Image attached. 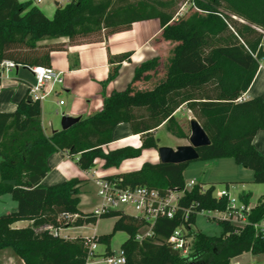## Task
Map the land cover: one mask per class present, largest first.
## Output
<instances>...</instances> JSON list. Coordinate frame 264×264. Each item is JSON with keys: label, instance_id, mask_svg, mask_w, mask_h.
I'll use <instances>...</instances> for the list:
<instances>
[{"label": "trees", "instance_id": "1", "mask_svg": "<svg viewBox=\"0 0 264 264\" xmlns=\"http://www.w3.org/2000/svg\"><path fill=\"white\" fill-rule=\"evenodd\" d=\"M177 0H73L56 4L52 18L32 0H0V62L11 60L23 66L51 65V53L68 44L97 41L108 34L128 30L138 21L157 18L158 38L173 43L165 57L147 59L135 66L132 80L122 90L103 93V106L66 130L46 135L41 121V103L28 92L11 112L0 110V196L12 195L17 208L0 214V250L11 249L24 264H87L91 243L110 249L112 234L125 231L122 243L125 264H230L245 252L264 253V235L254 224L264 220V195L251 207L243 224L218 219L222 231L194 234L192 251L182 255L167 243L180 224L179 217L159 218L154 237L134 240L145 221L113 210L100 216L79 208L82 179L74 177L51 185L42 183L50 171L49 157L67 152L77 165L88 170L95 160L103 167L119 168L146 149H158L155 133L163 123L179 138L188 134L175 117L185 105L200 122L211 143L197 149L199 160L231 158L253 171V181L264 183V155L253 139L264 127V100L241 99L251 85L264 57V0H189V9L175 18ZM132 51L109 55L110 71L104 85L114 80ZM1 83V79H0ZM144 84L146 87L140 88ZM128 123L139 134L141 145L106 148L117 125ZM189 162L144 161L137 170L106 177L122 178V184L144 186L162 195L182 191L178 204L191 211V222L202 210L224 211L227 197L213 196L215 185L199 182L185 187L184 171ZM251 193L239 197L248 203ZM64 214L77 215L63 218ZM180 215V213H178ZM116 217L113 233L92 237H62L45 225L59 228L96 224ZM27 220L30 225L14 227ZM94 255H96L94 253Z\"/></svg>", "mask_w": 264, "mask_h": 264}, {"label": "crops", "instance_id": "2", "mask_svg": "<svg viewBox=\"0 0 264 264\" xmlns=\"http://www.w3.org/2000/svg\"><path fill=\"white\" fill-rule=\"evenodd\" d=\"M52 1L53 0H51V3L54 5ZM43 2L44 0L35 5L43 11L47 17L52 18L56 6H53L50 13H46L40 5ZM161 31L160 20L154 18L135 22L130 29L108 34L97 41L72 45L67 43L68 39L65 37L43 41L66 43L63 50H55L51 53L50 66L56 71L63 72L64 82L56 88L55 94L41 103V121L45 134L50 135L53 131L61 130V120L58 126L54 123V115L59 111L58 108L64 106V109L61 110L62 115L81 117V119L86 118L102 108L103 93L109 94L113 90H122L126 88L134 76L136 65L155 56L161 58L165 57L173 43L158 38ZM124 51L133 52L131 60L124 61L121 64L119 74L114 80L102 85L101 82L107 79L110 71V64L108 61L109 55ZM9 72H15L23 84L20 85L18 81H15V78L10 77V75H8ZM9 72L3 76V72L0 71V110L5 112H11L16 109L17 103L27 92V85L34 80L32 73L26 67L19 66ZM139 87L144 88L146 85L140 84ZM253 97H261L264 100V57L260 61L259 69L251 85L242 95L241 99ZM59 101H63V104L59 105ZM51 104L54 106H51ZM179 113H181V116L188 115L190 119L192 118V112L185 105L179 107L175 111V117L180 123L178 117ZM164 124L165 123L161 126ZM180 125L183 127L181 123ZM188 143L187 138L178 137L176 146L186 145ZM253 144L264 155V127L255 135ZM125 145L139 147L141 145V139L139 134L132 133L128 123H121L114 129L112 142L109 143L108 148L113 149ZM170 147L173 148V146ZM158 159V150L146 149L140 157L125 160L119 168L105 169L103 167V160L97 159L94 167L83 170L77 165L75 158L70 157L67 152L58 151L49 157L48 163L50 171L43 178L42 183L51 185L74 177L82 179L83 182L85 180H90L93 183V178L97 173L111 175L124 171L137 170L144 161L149 160L157 162ZM226 159L229 158L206 160V164H216L219 160ZM90 170H92L91 174ZM251 180L253 181V171ZM82 183L80 184V191L82 190ZM185 185H187L186 182ZM80 203V210L86 212V210L82 209ZM98 222L99 220L97 224ZM28 225H30V221L27 220L18 221L13 224L14 227H25ZM86 225L78 227L84 228ZM68 228H59L57 232L62 237L70 238L99 235L94 228L95 233L92 235L77 234L70 236L68 233L64 232ZM0 252L4 251L0 250ZM9 257L11 261L6 260ZM2 261L6 264H24V262L13 255V253H10V255L7 253ZM232 262H235V264H264V253L252 254L251 252H245L232 258L230 264H232Z\"/></svg>", "mask_w": 264, "mask_h": 264}, {"label": "built area", "instance_id": "3", "mask_svg": "<svg viewBox=\"0 0 264 264\" xmlns=\"http://www.w3.org/2000/svg\"><path fill=\"white\" fill-rule=\"evenodd\" d=\"M33 4L41 3L43 0H32ZM73 0H53L54 5L64 6L71 3ZM191 4V3H190ZM264 47V46H263ZM26 67L33 75V82L27 85V92L32 100L42 103L51 95L56 93V88L63 84L64 77L62 71H56L51 66L36 65L23 66L16 64L11 60H3L0 62V71L9 72L16 67ZM59 105L63 101L58 102ZM64 115V114H63ZM97 159L95 160V163ZM107 175L98 174L93 178V183L97 189V196L100 201L94 208V215L108 213L113 210H121L126 214L141 217L145 224L138 229L134 236V240L139 243L154 237V225L161 217L176 218L179 217L180 224L173 230L172 234L167 238L173 249L177 250L182 255H188L192 251L194 234L198 230L194 223L191 222V211L187 208H181L178 204L180 196H175V192L171 191L167 195H162L155 189H147L144 186L131 187L122 184V178L106 177ZM197 182L191 180L186 189H190ZM183 194V192H182ZM213 196L216 198L227 197L228 205L224 211L211 210L212 218L227 219L235 224H243L246 221L247 214L250 209L240 197H234L230 194L229 189L213 191ZM126 206L132 207L133 211H127ZM180 213V215H178ZM197 214V213H196ZM77 215L64 214L63 218H76ZM256 229H259L264 235V220L254 224ZM51 229L54 233H58L51 225H45L38 230ZM98 243L90 244L89 259L94 255ZM87 261V264H89ZM104 261L107 264H125V253L121 249L117 254L106 255Z\"/></svg>", "mask_w": 264, "mask_h": 264}, {"label": "rangeland", "instance_id": "4", "mask_svg": "<svg viewBox=\"0 0 264 264\" xmlns=\"http://www.w3.org/2000/svg\"><path fill=\"white\" fill-rule=\"evenodd\" d=\"M46 13H50L53 4L51 0H44L42 4H40ZM47 5V6H46ZM189 0H177L173 7L172 11L175 14V18L185 13L190 7ZM264 36V30H262ZM264 46V40H263ZM7 72L2 73L5 76ZM8 75L10 77L15 78V81H18L20 85L23 84L19 77L15 72H9ZM51 106H54L51 104ZM50 106V107H51ZM56 108V107H54ZM64 109V106L58 108V112L55 113L54 123L56 126L60 124V120L62 119L61 110ZM180 123L183 125L186 133L188 134L187 140L189 142V136L191 134L190 130V116L184 115L181 116V113L178 115ZM191 117H194L191 114ZM156 137L159 139L158 147L160 146H173L176 148L178 137L173 135L167 127L165 123L163 126H159L156 133ZM108 149V146L106 147ZM159 161V159L157 160ZM206 160H194L189 162L187 169L184 172V179L188 186L189 181L192 179L196 182L203 183L204 188L208 187L210 183L215 185L217 190L229 189L230 194L234 197H239L242 192H250V198L247 204L249 208L255 206L262 195H264V183H258L252 181V170L249 168H245L241 165L235 163V161L231 158L226 160H219L216 164H206ZM92 170H90V174ZM189 188V186H188ZM175 196H181L182 192H175ZM81 197V207L84 213L90 212L94 210L96 205L99 203L100 199L97 196V189L96 186L90 181L85 180L82 183V190L80 193ZM17 208V202L12 198V195L9 193L3 194L0 196V214L8 213ZM127 211H133L132 207L126 206ZM89 210V211H88ZM212 211L211 210H202L197 213L196 220L194 223L195 228L198 231H202L209 235H219L222 231V227L220 226L219 222L212 218ZM116 217H109V218H101L99 219L98 224H89L86 225L84 228L79 227H69L65 230V233L68 235L73 236L77 234H84V235H92L94 234V228L96 229L99 235L101 234H110L113 233V225L116 221ZM128 233L125 231H116L112 234L111 242H110V249L114 254H117L121 250L122 243L128 238ZM70 238V237H68ZM106 246L104 244H97L95 249V254L93 255L88 263L89 264H107L104 259L106 257L105 254ZM4 252H0V264L3 263V258L10 253L13 255L14 252L11 249L1 250ZM6 251V252H5ZM9 251V252H8ZM16 256V255H15ZM7 261H11L9 257L6 259ZM235 264V262H232Z\"/></svg>", "mask_w": 264, "mask_h": 264}, {"label": "water", "instance_id": "5", "mask_svg": "<svg viewBox=\"0 0 264 264\" xmlns=\"http://www.w3.org/2000/svg\"><path fill=\"white\" fill-rule=\"evenodd\" d=\"M81 117H73L69 115L62 116L61 129L66 130L78 123ZM189 143L186 145H179L176 148L170 146L158 147L159 161L162 163H185L194 160H199L198 148L208 146L211 141L201 126L197 118L190 119Z\"/></svg>", "mask_w": 264, "mask_h": 264}]
</instances>
